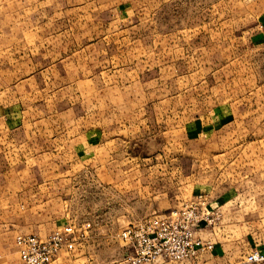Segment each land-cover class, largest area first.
<instances>
[{
    "label": "rangeland",
    "instance_id": "374dc122",
    "mask_svg": "<svg viewBox=\"0 0 264 264\" xmlns=\"http://www.w3.org/2000/svg\"><path fill=\"white\" fill-rule=\"evenodd\" d=\"M259 7L0 0V264H21L18 233L114 235L190 203L212 214L199 236L248 252L264 233Z\"/></svg>",
    "mask_w": 264,
    "mask_h": 264
},
{
    "label": "built area",
    "instance_id": "2783aa9c",
    "mask_svg": "<svg viewBox=\"0 0 264 264\" xmlns=\"http://www.w3.org/2000/svg\"><path fill=\"white\" fill-rule=\"evenodd\" d=\"M212 221V214L194 203L167 215L138 220L118 235L130 249L124 260L127 264H195L202 253L213 248L199 236ZM84 238L85 231L70 224L45 239L18 234L14 243L21 264H54L61 252H73ZM246 263L262 264L264 256L253 251L246 256Z\"/></svg>",
    "mask_w": 264,
    "mask_h": 264
},
{
    "label": "crops",
    "instance_id": "0c3cea01",
    "mask_svg": "<svg viewBox=\"0 0 264 264\" xmlns=\"http://www.w3.org/2000/svg\"><path fill=\"white\" fill-rule=\"evenodd\" d=\"M254 11L255 19L252 28L254 30H259V28L264 30V8L262 9L259 7ZM259 20H261V25L263 24L261 27L258 24ZM220 203L223 204L222 208L229 203H233L234 206L236 205L232 197L226 199L225 195L222 196ZM119 233L113 235L108 230L99 231L96 226H92L85 232V238L75 247L74 251L70 253L61 252L54 264H127L124 260V256L130 253V249L119 239ZM262 233H255L254 238L252 237L254 241L253 243L251 242L252 248L248 252H240L237 250L236 255L234 253V250L237 248L236 238L221 233L217 241L211 242L213 244L212 250L202 253L195 264H248L246 263V256L251 252L257 251L264 256V233ZM16 235L13 236L12 241L8 244L9 250H12V252L15 251V253H17L14 243ZM200 237L206 240L208 236L207 233H202ZM116 242L117 244L114 245ZM156 264L167 263L159 262Z\"/></svg>",
    "mask_w": 264,
    "mask_h": 264
},
{
    "label": "water",
    "instance_id": "95a60500",
    "mask_svg": "<svg viewBox=\"0 0 264 264\" xmlns=\"http://www.w3.org/2000/svg\"><path fill=\"white\" fill-rule=\"evenodd\" d=\"M200 225H201V227H204V224L203 223H201Z\"/></svg>",
    "mask_w": 264,
    "mask_h": 264
}]
</instances>
